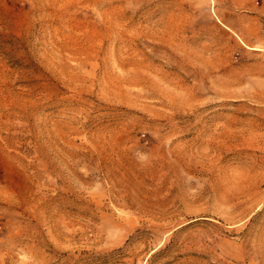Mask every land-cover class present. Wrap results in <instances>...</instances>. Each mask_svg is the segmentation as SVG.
I'll return each mask as SVG.
<instances>
[{"label":"rangeland","instance_id":"374dc122","mask_svg":"<svg viewBox=\"0 0 264 264\" xmlns=\"http://www.w3.org/2000/svg\"><path fill=\"white\" fill-rule=\"evenodd\" d=\"M0 264H264V0H0Z\"/></svg>","mask_w":264,"mask_h":264}]
</instances>
